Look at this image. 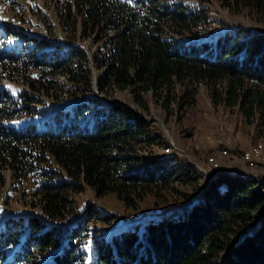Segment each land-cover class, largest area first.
<instances>
[{
  "label": "trees",
  "instance_id": "trees-1",
  "mask_svg": "<svg viewBox=\"0 0 264 264\" xmlns=\"http://www.w3.org/2000/svg\"><path fill=\"white\" fill-rule=\"evenodd\" d=\"M213 1L231 14L264 22V0ZM68 2L65 24L73 8L85 28L113 35L104 36L102 57L95 59L101 72L95 82L77 49L39 52L34 62L78 77L88 94L37 124L0 126L1 179L11 170L17 181L39 174L49 180L36 187L43 219L27 222L23 250L38 258L48 254L42 264H264V180L222 172L202 185L192 166L179 167L175 157L153 153L169 142L131 109L150 113L153 105L171 117L194 109L203 87L213 106L236 109L264 131V34L204 30L202 10L186 2ZM38 46L24 54L36 57ZM43 73L42 78L48 74ZM96 91L126 94L128 104L101 101ZM9 99L16 108L11 92H0V106ZM24 109L11 110L10 120ZM4 112L0 108V117ZM50 161L66 178L51 172ZM181 186L187 191H179ZM89 187L99 199L110 196L128 210L152 209L156 216L123 228L110 242L97 239L89 249L84 223L63 226L77 212L76 197ZM178 192L182 199H176ZM11 230L3 241H14L18 231Z\"/></svg>",
  "mask_w": 264,
  "mask_h": 264
},
{
  "label": "rangeland",
  "instance_id": "rangeland-1",
  "mask_svg": "<svg viewBox=\"0 0 264 264\" xmlns=\"http://www.w3.org/2000/svg\"><path fill=\"white\" fill-rule=\"evenodd\" d=\"M170 2L171 4L186 2L185 4L190 3L198 10L201 9L208 26L204 30L229 32L237 29L264 34V22L255 21L250 16L242 14H231L217 1L170 0ZM71 3L68 0H0V92H5L9 96L11 92L16 100L23 94L27 96V101L18 100L19 104L16 108L21 109L25 106V109L16 114L21 117L14 121L10 120L11 110L16 108L10 105V99L9 102L0 106L5 110L0 117V126L13 124L23 127L25 124H37L39 120H46L58 109L70 108L73 103L88 94L84 87L78 84V77L62 73L51 65L34 62L39 52L77 49L86 56L92 82L100 76L101 72L96 68L95 59L102 57L104 36L113 34L110 31L95 33L90 28H85L82 19L76 16L77 9L73 8L71 23L65 24L64 19ZM184 40L189 41L185 38ZM35 45H39L34 53L36 57L24 54L30 49L29 46ZM19 52L21 54L17 57L18 59L11 58V56L16 57ZM43 72L48 73L44 75V78L41 77ZM95 94L101 101L116 100L128 104V96L123 93L113 92L111 96H108L100 95L96 91ZM197 102L194 109H188L183 113L176 112L171 117H167L163 109L153 105L150 113H145L137 107H131V109L147 120L150 127L162 136L165 143L174 140L176 145L185 152L183 157L178 158L176 166L190 165L199 174L200 170L193 164L206 167L214 160L221 163V172L225 170L230 175L264 180V158L258 161L253 169L242 160V155L254 144H264V131H260L256 123L252 125L246 123L236 109L232 111L224 106L218 108L213 106L203 87ZM163 147H155L153 153L163 157ZM220 150H228L231 156L222 157ZM48 167L51 172H57L66 178L64 173L60 172V167L53 165L52 161ZM5 174L2 179L0 177V239H3L8 229H12V233L15 231L18 233L12 234L11 239L14 241L2 240L0 264H42L49 255L38 258L37 254L32 255L33 251L23 250L27 241L24 239V231L30 218L43 219L41 205H39L40 191L36 190V187L39 183L44 184L49 180L39 174L17 181L11 170L6 171ZM200 178L202 179V176ZM209 182L204 181L201 184L205 185L204 183ZM179 191L186 192L187 189L181 186ZM177 194L176 199H182L180 193ZM76 202L78 207L75 208L76 214L63 226L68 227L79 221L84 223L86 234H91V238L93 236V239L90 238L85 244L89 249L92 245H94L93 248L96 247L97 239L110 242L113 235L118 234L123 228L138 225L144 221V218L156 216V212L152 209L144 213L128 210L125 204L110 196L99 199L91 187L76 197ZM141 207L150 208L148 205ZM106 214L110 217L107 222L96 219L97 216L102 217ZM93 252L91 250V254ZM225 256L224 254L222 257L224 262Z\"/></svg>",
  "mask_w": 264,
  "mask_h": 264
},
{
  "label": "built area",
  "instance_id": "built-area-1",
  "mask_svg": "<svg viewBox=\"0 0 264 264\" xmlns=\"http://www.w3.org/2000/svg\"><path fill=\"white\" fill-rule=\"evenodd\" d=\"M220 151H221L220 154L222 157L224 156L228 158L231 156L228 150H220ZM163 152H164V156L175 157L177 161L179 157H183V155H185V152L182 151L176 145L174 140L169 141L168 145L163 148ZM187 158L189 159V157ZM262 158H264V144H261V143L254 144L252 147H250L247 150V152H245L242 155V160L244 164L249 166L251 169L255 168L258 161H260ZM193 165L200 170V174L202 176L201 182L212 181L214 178L219 176L220 172L222 171L221 163H219V161L212 160L209 163V165L206 167L196 166L195 164ZM223 173L227 174L225 170Z\"/></svg>",
  "mask_w": 264,
  "mask_h": 264
}]
</instances>
